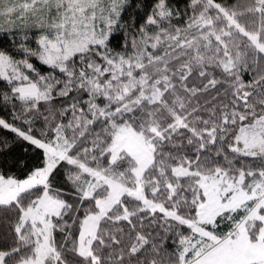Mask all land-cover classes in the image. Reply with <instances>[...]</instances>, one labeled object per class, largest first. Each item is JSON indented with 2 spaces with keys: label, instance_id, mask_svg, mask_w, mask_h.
<instances>
[{
  "label": "snow or ice",
  "instance_id": "snow-or-ice-1",
  "mask_svg": "<svg viewBox=\"0 0 264 264\" xmlns=\"http://www.w3.org/2000/svg\"><path fill=\"white\" fill-rule=\"evenodd\" d=\"M130 6L0 0V264H264V0Z\"/></svg>",
  "mask_w": 264,
  "mask_h": 264
},
{
  "label": "trees",
  "instance_id": "trees-1",
  "mask_svg": "<svg viewBox=\"0 0 264 264\" xmlns=\"http://www.w3.org/2000/svg\"><path fill=\"white\" fill-rule=\"evenodd\" d=\"M153 2L154 0H130L131 6L128 8L125 14V19L127 20V19H131L132 17H136L137 20H140V18L144 16L145 12L148 10V8ZM171 2L173 5H178L181 10H183L187 5V0H171ZM228 2L234 3L235 0H228ZM3 40H4L3 35H0V41ZM39 67H41L42 71H47V69L44 68L43 66H39ZM5 115H7V113L3 110H0V116H5ZM37 126L39 127V123L37 124ZM21 154L22 151L18 149L16 155H21Z\"/></svg>",
  "mask_w": 264,
  "mask_h": 264
}]
</instances>
